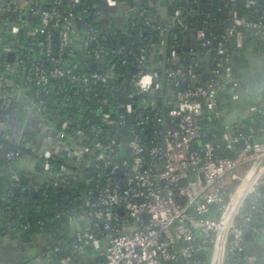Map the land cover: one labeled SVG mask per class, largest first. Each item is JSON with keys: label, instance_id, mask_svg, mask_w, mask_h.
Segmentation results:
<instances>
[{"label": "built area", "instance_id": "2783aa9c", "mask_svg": "<svg viewBox=\"0 0 264 264\" xmlns=\"http://www.w3.org/2000/svg\"><path fill=\"white\" fill-rule=\"evenodd\" d=\"M230 1L234 6L236 0ZM245 3L253 6V0ZM61 5L62 0H41L30 24L14 26L17 38L10 50L30 87L29 111L58 122L61 137H78L92 152L85 168L72 172L65 162L55 167L53 151H42L37 160L46 179L22 188L38 192L48 182L61 189L86 183L72 214L92 225L67 247L83 251L105 239L102 264H232L230 257L253 264L244 226L264 235V223L253 216L264 215V126L256 133L243 121L220 128L209 122L225 115L218 92L235 80L232 58L244 51V31L264 37V15L248 18L228 10L229 24L211 59L213 77L200 81L195 58L180 65L173 50L171 58L146 72L147 45L134 52L118 39L109 43L108 33L98 28L79 30L75 20L98 12V2L77 14ZM185 12L175 10V25L184 23ZM139 19L153 25L144 9L130 16V31ZM157 30L165 44L166 28ZM198 36L202 41L205 30ZM60 92L55 111L49 101ZM75 101L84 106L78 113L71 110ZM87 112L95 122L84 128ZM18 154L9 152L7 159ZM228 176L232 185L221 186ZM18 230L30 231L31 225Z\"/></svg>", "mask_w": 264, "mask_h": 264}, {"label": "crops", "instance_id": "0c3cea01", "mask_svg": "<svg viewBox=\"0 0 264 264\" xmlns=\"http://www.w3.org/2000/svg\"><path fill=\"white\" fill-rule=\"evenodd\" d=\"M40 1L0 0V69L7 82L6 95L11 97V104H7V107L0 105V179L11 177L19 180L23 178L30 183L43 182L46 176L42 163L38 161L40 167L31 166V156L44 150H51L60 156L72 172L80 171L82 169L80 163L92 152L91 149L86 150L88 144L83 143L82 139L75 136L61 137L56 125L41 119L36 111H29L30 87L22 79L14 50L11 51L10 48L14 46L17 38L13 33L14 26L25 22L27 25L30 24L34 20V8L40 6ZM172 1L102 0L98 12L79 16L75 24L79 30L93 26L102 32L121 33L122 36H126L130 33V16L145 9L154 22L155 29L160 25L168 30L175 25L172 20L175 13L171 14ZM197 1L187 0L191 10L194 9L193 6ZM180 26L183 36L176 50L177 63L184 65L195 61L193 57L195 54L208 55L200 52L198 48L201 41L198 36L199 30L196 31L187 21ZM263 43L264 37L257 32L250 30L246 35L243 66L239 68L235 80L225 84L218 92L220 105L225 115L222 119L213 118L209 122L213 128L243 121L259 112L264 106ZM164 50L165 44L155 42L147 44L148 62L143 70L151 71L159 61L164 62L168 57V54L164 56ZM5 53H8L7 57L4 56ZM207 63L211 64L212 71L213 61L208 58ZM199 67L205 71L207 64L198 63L196 68ZM203 71L198 73L200 81L210 78ZM169 91L174 92V89L170 88ZM205 125V122L201 120V126ZM21 149L24 153L20 154ZM15 151H18V156L8 160L7 154ZM73 211L60 220L55 227L47 222L40 223L32 231H20L18 227L21 224L17 221L0 224V264H102L107 247L105 239L99 244L94 243L88 246L83 251L67 247L76 233L92 225L90 219L78 218L76 214H72ZM13 215L11 218L14 217ZM247 230L251 232L250 227ZM251 234L252 239L247 242V246L249 252L256 256L253 264H264V235L252 232ZM60 250H64L61 257L57 254ZM235 261L236 264H244L245 260L244 257H237Z\"/></svg>", "mask_w": 264, "mask_h": 264}, {"label": "trees", "instance_id": "16d2710c", "mask_svg": "<svg viewBox=\"0 0 264 264\" xmlns=\"http://www.w3.org/2000/svg\"><path fill=\"white\" fill-rule=\"evenodd\" d=\"M93 2H98L100 4L102 0H81L80 3H74L73 0H62L61 8L63 11L67 8H74L77 14L83 8L90 7ZM245 2L246 0H242L241 3L239 0H236L233 6L230 0H198L196 5L193 6L194 11L189 14L187 12V7L190 5L187 4V0H173L171 2V14L173 15L178 8H184V10H186L185 21L191 23L196 31L199 29L205 30V38L200 41L198 45L200 52H211L213 55H216L215 49L218 47V44L223 41L225 28L229 24L231 18L229 13L227 16H224V8L228 10L234 9L240 15L248 18H256L259 14L264 15V0H253V6L251 7H247ZM139 20L140 22L137 23L138 28L132 29L130 34L122 36L123 34L121 33H108L107 41L112 44L115 39H118V42H123L134 52H137L141 46L152 42L161 44L163 38L160 36L159 31L153 26L154 22L153 25H151L147 24L143 19ZM249 31L250 30H245L244 32L247 35ZM118 35L119 37L122 36L121 38L123 41L118 38ZM182 36L183 31L182 29H178V27L170 32L168 38V58L173 50H177ZM225 46H227L229 50L233 49L232 43H225ZM262 46L264 47V43ZM41 50L40 48L35 53L36 58L40 57ZM233 58L234 65H232V69L234 74L237 75L239 68L243 66V52L239 55H234ZM193 62L195 61L185 63V65ZM168 66L172 67L169 62ZM63 96L64 93L60 92L55 98L50 99L49 103L53 110L56 111V102L62 99ZM89 103L95 108L96 105H93L91 101H89ZM82 107L84 106H81L80 101H75L72 103L71 110L74 113H78ZM146 111L150 112L151 109L147 108ZM85 116L87 121L85 120L86 122L83 127L88 128L95 120H93L91 116H88V112ZM243 122L247 123L248 126H253L256 133H259L260 127L264 126V108L261 112L257 111L254 115L247 117ZM56 123L57 129H59L60 124L58 122ZM82 142L85 143L84 141ZM63 162L64 160L58 155L56 160L53 161L55 167H59ZM36 166L40 167L39 164H36ZM14 182L15 180L11 177L0 179V224L12 220L21 224L29 223L31 225V231L36 229L40 223L49 222V224H53L55 227L60 220L74 210V199L79 195L82 196L84 190L88 186L86 183L81 182L77 186H72V184H70L66 186V188L61 189L54 187L51 182H48L44 183L41 190L37 192V196H34L33 190L22 188L23 186L27 187L30 184L29 181L27 182L21 178V180L18 181V183H20L18 187L13 185ZM17 189L18 191H16ZM12 213L14 214L13 218H11ZM253 216L259 224L264 223L263 214H253ZM30 218H32V220Z\"/></svg>", "mask_w": 264, "mask_h": 264}, {"label": "water", "instance_id": "95a60500", "mask_svg": "<svg viewBox=\"0 0 264 264\" xmlns=\"http://www.w3.org/2000/svg\"><path fill=\"white\" fill-rule=\"evenodd\" d=\"M239 2L241 3L242 0H239ZM228 9L225 8L223 10V14L224 16H227L228 15ZM186 18L183 19V22H185ZM178 27V29H182L180 25H174L172 27H170V29L167 30L166 32V37H165V50H164V56L166 57L167 54H168V38H169V34L170 32L174 29ZM121 41H123V39L121 38ZM55 43H57V33L55 35ZM12 56V54H10ZM193 57H195L196 59V62L198 63H206L207 64V67L205 68V71L202 70V67H199L197 68V72L198 73H201L203 71L204 74H208L210 77H213V73L211 71V64L210 63H207L208 61V58L212 59L213 58V53H210L209 55H204V54H195ZM232 65H234V58H232ZM122 70H124V68H122ZM6 86H7V82L5 80V77L2 75V72L0 70V105H5V107H7V104H11V97L7 94L6 95V92H5V89H6ZM170 98V97H169ZM21 153H24V150L21 149L20 152ZM37 156H38V153L37 154H33V156H31V160H32V165L31 166H36V164H38V160H37ZM85 163L86 161L85 160H82V162L80 163V167L81 168H85ZM42 165V164H41ZM34 169V167H33ZM48 177H51L48 175ZM38 182V180H37ZM182 183H185L186 182V179H183L181 181ZM261 189L264 191V186L261 187ZM18 191V189L16 190ZM37 192H34V196H37ZM13 215V213L11 214V216ZM32 220V218H30ZM245 229H248L250 227V224H246L245 226ZM246 238L248 241H250L252 239V234L249 230L246 231ZM62 253H64V250H60L57 252V254L61 257ZM229 261L232 263V264H236V261L233 257H230L229 258ZM246 263V261H244V264Z\"/></svg>", "mask_w": 264, "mask_h": 264}, {"label": "rangeland", "instance_id": "374dc122", "mask_svg": "<svg viewBox=\"0 0 264 264\" xmlns=\"http://www.w3.org/2000/svg\"><path fill=\"white\" fill-rule=\"evenodd\" d=\"M231 183H232V177L231 176H228L227 177V180L221 182V186H224L225 184H231ZM205 264H207V262Z\"/></svg>", "mask_w": 264, "mask_h": 264}]
</instances>
